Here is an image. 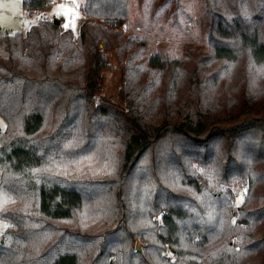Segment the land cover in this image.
Segmentation results:
<instances>
[{
  "label": "trees",
  "instance_id": "1",
  "mask_svg": "<svg viewBox=\"0 0 264 264\" xmlns=\"http://www.w3.org/2000/svg\"><path fill=\"white\" fill-rule=\"evenodd\" d=\"M23 5L42 10L50 0ZM209 9L208 49L175 59L152 54L140 86L131 64L147 46L121 30L129 0H85L77 42L69 29L42 20L26 33L0 36V113L7 121L0 130V217L18 228L0 242V264H264V101L255 87H217L223 66L243 60L244 69L264 67V0H211ZM111 45L127 62L122 106L95 97ZM209 98L225 112L200 109ZM210 123L236 126L218 134ZM96 146L103 159L115 150L121 162L119 214L100 241L50 226L79 214L88 193L56 174L58 157ZM12 177L28 183L12 186ZM132 237L141 238L147 259L124 253ZM165 244L173 263L162 256Z\"/></svg>",
  "mask_w": 264,
  "mask_h": 264
},
{
  "label": "rangeland",
  "instance_id": "2",
  "mask_svg": "<svg viewBox=\"0 0 264 264\" xmlns=\"http://www.w3.org/2000/svg\"><path fill=\"white\" fill-rule=\"evenodd\" d=\"M224 0H216L217 5ZM211 0H129V15L123 20L121 30L125 37L133 36L146 39V50L140 53L137 62H132L131 66L139 72L135 78L137 86L142 85V74L149 65V57L152 54H159L163 59L183 58L189 54H200L208 49L209 37V17ZM85 0H50V5L42 10H27L24 8L23 0H0V36L15 32L26 33L29 29L42 21L52 24L59 19V26L62 30L69 29L73 34L75 42L78 41L80 27L86 20L84 13ZM224 6V5H222ZM100 48H104L103 43H99ZM107 65L101 70L100 86L95 93L96 100L105 99L114 106H122L119 91L123 83L124 61L119 57L117 47L111 45L106 49ZM129 55V54H128ZM225 65L216 63L217 66ZM224 78L217 87H255L257 98L264 101V67L261 65H248L244 69L243 60L239 63H231L226 69L223 66ZM219 90V91H220ZM215 99V98H214ZM216 100V99H215ZM257 100V101H258ZM264 104V103H263ZM200 109L210 108L215 113H223L226 108L218 105L213 100L203 99L198 102ZM50 120L46 124L47 129L53 125ZM49 124L51 126L49 127ZM214 125L217 133L220 130L235 128L227 123H210ZM7 121L0 113V130H5ZM229 133H226L227 135ZM220 137V136H218ZM102 147H97L90 152H82L74 157L72 153L66 152L58 157L56 174L67 175L70 182H80L86 187L88 193L85 194L84 204L81 211L72 219L51 220L53 226L61 228L63 231L83 233L86 237H98L103 231L110 232L115 227V220L118 217V198L116 180L120 175L121 162L117 151L113 150L106 159ZM62 159V162L60 163ZM103 159V160H102ZM148 162V160H145ZM65 170H68L66 172ZM8 182L12 186L17 183H28V178L21 182L12 177ZM95 186H89L94 185ZM128 194L133 191V182H127L124 187ZM244 203V190L236 192L234 198V209H238ZM32 209V201L29 203ZM36 214V212H35ZM38 219V216H36ZM157 224H160V217H154ZM232 222L237 224V215ZM35 223L33 227H39ZM9 220L0 217V242L4 243V236L8 230L16 232ZM47 231L50 228H46ZM128 238L122 237L120 240ZM238 240L237 235L231 237V243ZM124 253L130 255L137 253L142 259H147L145 246L140 237H132L130 244L124 247ZM130 252V253H129ZM165 261L175 262L176 256L173 248L165 244L162 253ZM164 262V261H163ZM165 264V262H164Z\"/></svg>",
  "mask_w": 264,
  "mask_h": 264
},
{
  "label": "water",
  "instance_id": "3",
  "mask_svg": "<svg viewBox=\"0 0 264 264\" xmlns=\"http://www.w3.org/2000/svg\"><path fill=\"white\" fill-rule=\"evenodd\" d=\"M55 23H56V24H59V23H60L59 19H56V20H55Z\"/></svg>",
  "mask_w": 264,
  "mask_h": 264
}]
</instances>
